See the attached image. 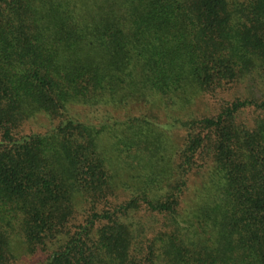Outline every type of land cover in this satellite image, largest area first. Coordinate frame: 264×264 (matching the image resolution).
<instances>
[{"label":"trees","instance_id":"trees-1","mask_svg":"<svg viewBox=\"0 0 264 264\" xmlns=\"http://www.w3.org/2000/svg\"><path fill=\"white\" fill-rule=\"evenodd\" d=\"M0 264H264V0H0Z\"/></svg>","mask_w":264,"mask_h":264}]
</instances>
